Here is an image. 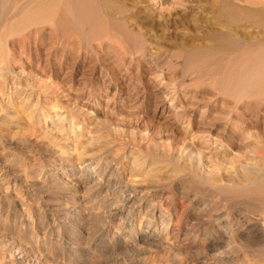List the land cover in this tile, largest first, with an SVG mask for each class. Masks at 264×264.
Listing matches in <instances>:
<instances>
[{"label":"rangeland","instance_id":"374dc122","mask_svg":"<svg viewBox=\"0 0 264 264\" xmlns=\"http://www.w3.org/2000/svg\"><path fill=\"white\" fill-rule=\"evenodd\" d=\"M121 2L122 30L50 44L48 25L39 47L21 41L33 32L10 36L3 14L0 264H264V215L251 208L261 198L249 194L264 190V141L244 140L250 128L264 135V116L247 109L256 97L210 77L217 56L182 48L225 28L207 0ZM226 113L241 132L211 127ZM126 186L133 205L118 198ZM165 214L170 244H143ZM217 216L233 226L228 242L207 231ZM131 236L137 250L121 245Z\"/></svg>","mask_w":264,"mask_h":264},{"label":"bare ground","instance_id":"6f19581e","mask_svg":"<svg viewBox=\"0 0 264 264\" xmlns=\"http://www.w3.org/2000/svg\"><path fill=\"white\" fill-rule=\"evenodd\" d=\"M121 1L122 0H0V21H2L3 14H5V18L6 20L9 21L8 23L11 28L10 30L8 29L9 33L7 31V33L10 36L17 35V33L20 34L21 32H24V31H27L28 33L33 32V34H26L24 38L21 39V41L23 43L25 42L26 44L32 41L33 38H36L38 39L37 47L42 45L43 43L42 41L44 40L43 38H45L46 36L45 29L48 25L51 30L49 33V38H48L50 44H55V43L58 44L60 42L68 41L70 40V37L72 36L77 37L79 40L80 39L86 40V39L91 38L93 35H97L99 32H104V31L109 30V28H110V32L112 31L111 33H115L116 31H118V29L120 31L122 22H119V21L116 22L114 21V19L122 18L123 16H126L127 14V9L123 7ZM207 1H208L207 4L211 6L213 11L215 12L214 17L216 18V21L218 22V24H221V26H223L225 30H217V29L213 31L211 30L208 33V36H209L208 38L212 41V44L210 45L199 44V45H191V46L182 47V48L185 49V53H188V56L190 57H194L199 53L207 54L210 56L212 55L217 56V60L221 63H224L222 66L223 68L219 67V69L216 68L215 70H213V68L211 67L212 71L210 72V77L211 76L214 77L216 74L218 75L220 74L218 83L221 86L228 85V87H231V89L234 91L235 94H239V95L242 94L243 96L244 94H247L248 96L256 97L257 99L248 101V104H251L253 107L250 108L249 105L247 104L246 105L247 109L250 111H253L257 116L259 115L264 116V79L255 78L256 80L253 84V87L255 88L254 89L250 88L251 79L254 78L255 75L261 74L260 77L264 78V0H207ZM111 20H113L114 22H110ZM2 25L1 27H3ZM4 36L6 38L7 35H4ZM128 37L131 40L132 37H130L129 35ZM8 38H11V37L8 36L7 39ZM2 39H3V35H2ZM129 39L127 41H129ZM23 43H21V46L23 45ZM0 47H1V44H0ZM226 55H230L229 58L228 56L225 57ZM208 59L210 58H207V60ZM204 64L206 63L204 62ZM224 65H226V67ZM251 97H248V98H251ZM239 114L240 113H238V115ZM226 115L227 116L224 117L225 120L222 119L221 117H216L215 120L210 123L211 127L216 126L217 125L216 123L218 122L226 121L225 122L226 128H224L225 130H227L228 128L230 129L234 128L235 133L241 132L242 128L238 127V124L241 121L239 119L235 120L236 118L235 119L231 118L228 113H226ZM254 121L259 122V118L254 119ZM203 122L204 121L202 120V123ZM210 130L211 129H208V131L206 132L203 131V133L205 134L207 133L210 136L211 134L209 132ZM255 131L256 130L251 129V128L248 129L247 137H245L244 140L250 141L252 138L254 139L260 138L262 141H264V135L260 136ZM241 137L239 139H241ZM231 138L235 140V134L231 136ZM119 191H120L119 192L120 196L118 198H120V201H122L124 205L126 204L133 205L134 203H136V198L133 195V192L135 191V189L133 190L129 186H126L120 189ZM257 191L253 190L249 193L251 195H257V196L259 195L261 198V202L259 201L260 203L258 206L257 204L254 206L253 205L251 206V208L253 209V210L251 209L253 211L251 212L252 213L259 212L264 215V190L260 191L261 193H258ZM108 195H112V193L110 192L106 196ZM248 195H244V196H248ZM134 208L131 207V209L128 211L127 216L123 218V221L121 223H126L128 225L131 222L129 215L133 213ZM164 216H165V220H163L162 222L163 228L160 230V232L157 230L158 229L157 224L151 225V222H150V224L147 226V230L145 231V234L140 238L144 242L143 244H148V245L157 246V247L159 246V244L160 245L170 244L168 239H169V235L172 234L169 231L171 220L166 218L167 214H165ZM210 218H212L211 220L214 219L211 216ZM206 220H209V219H206ZM215 221H216V224L211 225V229L207 228V231H220L222 235L220 236L221 239L218 242L224 241L225 243L231 240V236L233 235V231H232L233 226H231L229 223L226 224L223 218L219 216L215 218ZM261 221H263V219ZM263 224H264V221H263ZM95 225H97V223L94 224V226ZM199 226L200 225H198V228H197L198 230H199ZM179 227L180 225L177 222L176 228L178 230H179ZM239 228H240L239 224L235 226L234 228L235 232L236 230H239ZM244 229L245 228H243V230ZM164 231L166 232V235H167L166 237H164V234H163ZM256 232L258 233V230H256ZM180 235L181 234H178V235L175 234L173 235V237L176 240L180 237ZM136 237L137 236H131L130 238H126L125 241H123L121 245L123 247H130L132 248V250L133 248L136 249L137 243H138ZM184 237L186 240H189L190 233L187 232L184 235ZM220 244L214 243L212 244V247H215V249H218ZM133 252H136V251H133ZM216 255L219 256L220 254L219 255L216 254Z\"/></svg>","mask_w":264,"mask_h":264}]
</instances>
